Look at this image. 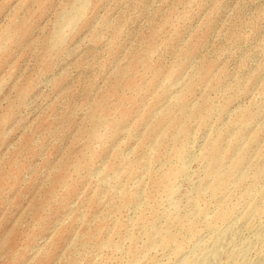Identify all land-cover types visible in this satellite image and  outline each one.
I'll use <instances>...</instances> for the list:
<instances>
[{
    "label": "rangeland",
    "instance_id": "rangeland-1",
    "mask_svg": "<svg viewBox=\"0 0 264 264\" xmlns=\"http://www.w3.org/2000/svg\"><path fill=\"white\" fill-rule=\"evenodd\" d=\"M224 233L210 264H264V0H0V264Z\"/></svg>",
    "mask_w": 264,
    "mask_h": 264
},
{
    "label": "bare ground",
    "instance_id": "bare-ground-1",
    "mask_svg": "<svg viewBox=\"0 0 264 264\" xmlns=\"http://www.w3.org/2000/svg\"><path fill=\"white\" fill-rule=\"evenodd\" d=\"M230 229V228H229ZM226 231H227V229H226ZM223 233V232H222ZM221 233V234H222ZM227 234H225L224 233V235L222 236V238L218 241V243H217V245H216V250H215V252L214 253H210L209 255H207V256H205V259L203 258V260L205 261V264H210V263H212L211 261L212 260H214L216 257H217V255H218V253H219V251H221V250H223V249H225V248H227L228 247V245H230L229 244V240H228V236H226ZM218 238V237H217ZM214 245V244H213ZM217 259V258H216ZM215 262H216V260H215ZM204 264V263H203Z\"/></svg>",
    "mask_w": 264,
    "mask_h": 264
}]
</instances>
